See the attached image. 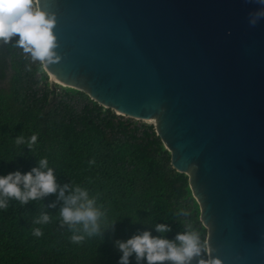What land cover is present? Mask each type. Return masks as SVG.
Listing matches in <instances>:
<instances>
[{"label":"water","instance_id":"1","mask_svg":"<svg viewBox=\"0 0 264 264\" xmlns=\"http://www.w3.org/2000/svg\"><path fill=\"white\" fill-rule=\"evenodd\" d=\"M54 16L50 85L153 123L188 177L207 261L264 264V5L39 0Z\"/></svg>","mask_w":264,"mask_h":264},{"label":"trees","instance_id":"2","mask_svg":"<svg viewBox=\"0 0 264 264\" xmlns=\"http://www.w3.org/2000/svg\"><path fill=\"white\" fill-rule=\"evenodd\" d=\"M16 39L0 42V175L28 171L48 156L58 186L69 185L65 194L76 184L87 187L104 216L99 231L89 236L82 225L73 229L61 223L59 189L24 205L10 199L9 207L0 209V264H121L116 242L144 230L169 240L178 232L195 231L202 250L191 264L207 261L206 230L188 177L171 167L154 125L118 116L83 92L51 86L40 63L14 47ZM29 63L31 71L26 70ZM34 132V150L15 143V137ZM92 159L96 163L90 165ZM42 212L52 219L36 225ZM158 223L168 224L169 231L156 232ZM35 227L42 236L33 235ZM74 231L84 239L73 242ZM128 264L147 261L133 253Z\"/></svg>","mask_w":264,"mask_h":264},{"label":"clouds","instance_id":"3","mask_svg":"<svg viewBox=\"0 0 264 264\" xmlns=\"http://www.w3.org/2000/svg\"><path fill=\"white\" fill-rule=\"evenodd\" d=\"M258 3L264 5V0H258ZM261 17H264V9H258L255 16L250 17L249 23L255 24ZM54 23V16L40 7L39 0H0V42L8 44L14 36L17 37L14 47L21 48L32 63L39 62L42 67H47L54 58L58 59L54 52ZM26 70L31 71V63L26 65ZM14 141L17 145H26L30 150H34L38 143V134L34 132L28 138L21 134L15 137ZM95 163V159L89 161L90 165ZM68 188L67 184L58 186L54 167L50 166L48 156H42L38 165L28 171L17 169L0 175V209H7L10 199L24 205L29 201L40 200L48 194L57 193L59 189L58 198L64 201L59 210L61 223L68 224L73 229L76 225H82L84 232L89 236L97 233L104 212L96 206V198L90 196L87 187L76 184L66 195ZM49 206L54 207L55 204ZM51 219L49 214L42 212L35 218L34 223L43 225ZM155 230L161 234L166 233L169 231V225L158 223ZM33 235L42 236V229L35 227ZM83 239L84 236L76 231L71 235L73 242ZM116 243L122 252L121 264H128V258L133 253L138 261L143 258L147 264L164 261H171L172 264H191L192 259L200 256L202 250L200 236L195 231L178 232L174 240H169L163 235L154 236L150 231L144 230ZM206 246L205 244L204 247ZM199 264H220V261L201 259Z\"/></svg>","mask_w":264,"mask_h":264},{"label":"rangeland","instance_id":"4","mask_svg":"<svg viewBox=\"0 0 264 264\" xmlns=\"http://www.w3.org/2000/svg\"><path fill=\"white\" fill-rule=\"evenodd\" d=\"M48 78H49V80H50V77H49V75H48ZM145 123H146V122H145ZM147 124H153V123L147 122Z\"/></svg>","mask_w":264,"mask_h":264}]
</instances>
